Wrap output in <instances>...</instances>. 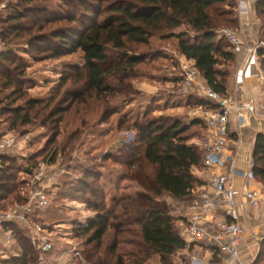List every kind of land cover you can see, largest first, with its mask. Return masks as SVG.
<instances>
[{"label":"trees","instance_id":"16d2710c","mask_svg":"<svg viewBox=\"0 0 264 264\" xmlns=\"http://www.w3.org/2000/svg\"><path fill=\"white\" fill-rule=\"evenodd\" d=\"M235 7V0L9 2L4 15L0 16V42L6 46L0 52V88L12 89L5 97L9 103L3 107V111L8 109L13 114L10 126L13 129L17 125L29 124L33 119L30 114L35 108L43 106L40 110L44 111L54 102V99L46 101L26 97V77L23 74L27 62L20 55L22 52L31 59L41 60L59 59L77 52L81 55L80 63L67 64V72L61 75L55 91L59 94L69 79H73L78 88L65 89L60 103L48 109V118L63 111L60 108L66 101L76 102L86 92L95 95L113 93L106 81L108 71L102 67L109 59L107 48L120 53L117 65L121 70L118 71L125 78L133 72L134 65L147 58L144 52L132 54L127 50L133 44L146 45L151 38L176 40L178 52L185 60L193 62L206 84L221 96H226L230 73L215 72L207 62L206 53L208 41L217 30L225 25L237 28ZM254 13L260 22L259 39L263 40L264 0H255ZM181 32L183 35L193 32L203 42L186 44L178 36ZM16 40L24 44L21 53L20 47L13 49ZM257 57L264 71V49H258ZM17 102H23V105ZM196 105L208 106L209 109L214 107L203 99ZM120 116L119 125L122 126L127 117L122 113ZM146 118L130 122L125 127V130L133 132L119 149L126 155L121 163L125 171L109 182L117 186L122 179H130L140 186L139 191L109 194V183L105 182L100 190L94 191L85 177L87 173L75 180L76 185L68 183V187L74 188V192L83 197V202L96 211L95 216L84 224L74 221L75 236L83 238L82 253L91 264H149L153 258L158 264H173V257L188 248L179 229L185 218L173 214L167 198H192L193 190L202 184L192 173L194 167L202 165V152L189 143L192 134L189 128L203 122L194 120L186 123L179 117L170 116ZM7 133L0 134V138ZM52 154L50 160L56 155ZM253 161L255 181L264 186V135L256 137ZM31 171L16 164L11 154L0 153V209H5L7 204L13 207L25 201L20 196L24 181L19 180L18 175ZM87 190L90 194H86ZM91 198H97V201L93 203ZM38 209L41 208L34 207L33 213ZM8 229L12 243L8 249L5 248V254L0 255V264H36L38 249L31 234L16 222L4 226V230ZM123 234L129 239L122 237ZM106 236L109 237L108 242H104ZM263 250L264 247L252 264L258 263Z\"/></svg>","mask_w":264,"mask_h":264},{"label":"rangeland","instance_id":"374dc122","mask_svg":"<svg viewBox=\"0 0 264 264\" xmlns=\"http://www.w3.org/2000/svg\"><path fill=\"white\" fill-rule=\"evenodd\" d=\"M11 1L15 0H0V16L4 15L5 6ZM221 28L235 29L231 25ZM219 31L217 30L208 41L207 62L215 72L229 74L233 70L235 60L231 57L225 38ZM178 36L186 44L203 42L200 36L193 32H185L184 35L181 32ZM20 41L16 40L13 49L20 47L19 52L21 53L24 44H21ZM262 41H264V37ZM5 48V44L0 42V52ZM106 51L109 59L102 67L108 71L106 81L113 89V93L109 91L102 95H95L86 92L76 102L66 101L60 108L63 111L52 118L46 116L47 111L60 103L63 91L78 88L73 84V79H69L62 86L59 94H56L55 91L58 90L57 86L60 84L61 75L67 72V64L81 62V55L78 52L51 60L31 59L23 52L20 54L27 62L23 74V77H26L24 84V89L27 90L26 97L46 101L54 99L47 110H40L43 106L35 108L30 114L33 119L29 124L17 125L12 129L10 120L13 114L8 112V109L3 111L5 104L9 103L5 97L11 93L12 89L0 88V134L8 132L7 134H13L22 139L21 146L11 149L8 153L24 170L31 171L30 168L37 165L32 171L41 166H48L60 171V175L55 181H44V184L39 185L48 194L49 203L46 208L36 210L32 216V220L41 225L44 234L50 237L54 244L51 258L59 256L69 248H75L82 253L83 238L75 236L74 221H83L84 224L87 222H84L85 220H90L95 216L96 211L87 206L83 202L81 194L75 193L74 188H69L68 183L72 182L76 185L75 180L84 177L83 174L87 173L85 177L91 184V189L98 191L102 188L103 182L107 184L113 179H117L118 173L121 174L125 171V167L121 163L125 160L126 155H123L119 149L123 141L127 140L131 133L133 134L131 130H125L130 122L142 120L145 117L170 116L179 117L186 123H190V119L196 115L195 111L199 113L209 110L208 106L196 105L200 99L207 101L201 96L200 89L194 85L185 89L182 87L180 78L183 57L177 50L176 40L161 41L151 38L146 45H131L127 50L128 53L144 52L147 58L134 65L133 72L125 78L123 73L118 71L121 70V67L117 65L120 53L109 47ZM199 78L203 81L200 76ZM17 103L20 106L23 105V102ZM114 109L117 110L116 113ZM121 113L127 117L122 126L119 125ZM42 121H45V124ZM204 126L203 123L191 125L189 128V133L192 132L191 138L202 140L206 134ZM53 152L56 155L53 160H50ZM88 165V170L82 172ZM32 171L29 174L21 172L18 175L19 180L24 181L20 190L22 198L24 197L22 192L25 193L26 182ZM107 189L109 194L118 195L121 192L139 191L141 188L130 179H122L117 186L109 183ZM86 194H90L89 190ZM91 199H93L91 200L93 203L97 201V198ZM168 202L172 212H176L178 215L182 213L177 210L176 204L173 206L170 201ZM4 208L1 210L6 211L11 206L7 204L4 205ZM108 236L105 237L104 242L109 241ZM122 237L129 239V236L125 234ZM0 243L3 244L0 245V255H3L9 246L5 249L4 243ZM82 255L85 264H91L83 253ZM260 255L256 264H264V257H262L264 252L261 257ZM65 257L64 263L54 264L70 263L71 260L69 261L67 256ZM172 262L173 264H190L189 261L186 262V259H182L178 255L173 257ZM149 264H158V262L156 260L154 262L153 258Z\"/></svg>","mask_w":264,"mask_h":264},{"label":"built area","instance_id":"2783aa9c","mask_svg":"<svg viewBox=\"0 0 264 264\" xmlns=\"http://www.w3.org/2000/svg\"><path fill=\"white\" fill-rule=\"evenodd\" d=\"M238 3L239 11H245L241 6V0H238ZM219 32L223 34L230 50L235 54L242 55L243 59L248 62L252 57L256 58L258 49H264V41L260 40L253 45H248L244 37L235 29L224 28L220 29ZM199 76L200 74L192 61H181L182 87L185 89L194 85L200 89L201 96L211 105H214L205 121L208 132L198 146L202 152V165L206 168L219 165L223 170L206 176V183L203 185L210 187L217 198H212L205 189L193 190L189 212L185 217V222L179 228L180 235L185 242L204 244L226 254L228 257L227 264H248L243 261L239 249L244 232L239 220V211L242 208L259 206L264 201V195L257 189L238 190L235 187L237 175L242 176L246 183L255 180L254 161L252 158L248 159L246 168L238 170L230 162L226 151L225 136L230 116L234 117L237 127L241 128L244 125L245 115L255 119L260 116L264 118V103L258 102L256 98H249L247 101L240 102L227 96H221L210 86L204 84ZM256 77L259 81L264 82V71L257 58ZM21 141L20 137L13 134L2 136L0 138V153H8L11 149L19 148ZM59 175L60 171L48 166H41L32 171L26 182L25 193L22 192L25 201L16 203L6 211L0 209L1 235L6 244L12 243L11 231L9 229L4 230V226L13 222L19 223L23 229L31 234L37 245L36 264L64 263L65 256L69 261L71 260L67 264H75L76 262L77 264H85L81 251L75 248H69L59 256L51 258L54 244L50 237L44 234L41 225L32 220L34 207L44 208L49 203L48 194L39 185L44 184V181H55ZM216 211H222L225 219L217 222L210 231L204 222L209 215Z\"/></svg>","mask_w":264,"mask_h":264},{"label":"crops","instance_id":"0c3cea01","mask_svg":"<svg viewBox=\"0 0 264 264\" xmlns=\"http://www.w3.org/2000/svg\"><path fill=\"white\" fill-rule=\"evenodd\" d=\"M235 1V13L237 17V28L235 30L244 37L248 45H253L260 41L259 20L254 13L255 0H241V6L245 11H239V8H237L239 7L238 0ZM229 53L231 54V57L234 58L235 62L233 70L227 79L226 96L240 102L247 101L249 98H256L258 102L264 103V82L259 81L256 77V58L260 63L257 55L255 59L252 57L248 62L243 59L242 55L235 54L231 50H229ZM182 60H185L184 57ZM210 110L211 108L199 113L195 111L196 115L190 120H201L205 125ZM243 123L244 125L241 128H238L234 117L230 116L227 125V134L225 136L226 151L229 155L230 162H232L238 170H244L247 166L248 159H253V151L257 135H264V118L261 116L255 119L252 116L245 115ZM205 129L207 134V128L205 127ZM191 139L189 143L198 147L201 140L198 141V138ZM222 170L223 169L219 165H214L211 168H206L201 165L199 167H194L192 173L202 183L199 188L205 189L212 198H217V195L210 187L205 186V188L203 185L206 183V176L212 175L213 173H219ZM235 187L238 190H245L247 188L257 189L264 195V186L262 184L255 180L246 183L243 180V177L239 175L236 176ZM238 198L239 196L237 199ZM168 201H170L173 206L176 204L178 206L177 210L184 213H179L178 215V213L173 212L175 216L182 218L186 217L189 212L191 198L172 199L168 197L167 202ZM239 215V220L244 229L242 241L239 245L241 257L244 262L252 264L260 249L264 247V201L257 207L240 209ZM224 219L225 216L222 214V211H216L209 215L207 220H205L204 225L211 231L217 222ZM88 220H85L84 222ZM180 223L181 222H179L178 225H180ZM0 242L4 243L5 248L11 245V243L6 244L3 241L2 235L0 236ZM186 243L188 244V248L178 252L176 255L179 257L181 256L182 259H186V262L189 261L190 264H227L228 262L227 255L217 251V249L194 242Z\"/></svg>","mask_w":264,"mask_h":264}]
</instances>
